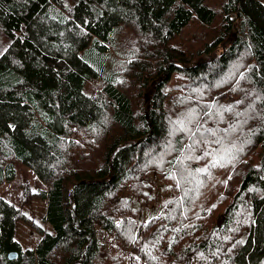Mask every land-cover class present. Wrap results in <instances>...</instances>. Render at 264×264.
<instances>
[{
  "label": "trees",
  "instance_id": "1",
  "mask_svg": "<svg viewBox=\"0 0 264 264\" xmlns=\"http://www.w3.org/2000/svg\"><path fill=\"white\" fill-rule=\"evenodd\" d=\"M17 180L0 264H264V29L241 0H0V186Z\"/></svg>",
  "mask_w": 264,
  "mask_h": 264
},
{
  "label": "rangeland",
  "instance_id": "2",
  "mask_svg": "<svg viewBox=\"0 0 264 264\" xmlns=\"http://www.w3.org/2000/svg\"><path fill=\"white\" fill-rule=\"evenodd\" d=\"M20 168L22 174L21 175L19 174L17 178H19L18 180H21L22 184H26L29 187L31 185L30 188L32 191H35L41 187L42 182L37 178L36 174L31 169L26 168L23 165H20ZM18 180L16 182L5 183L0 186V191L3 194V196L14 203L17 202V199L22 194V188L20 186L21 183L18 182ZM156 184H157V199L153 204H150L151 201H149L145 203L144 207H142L143 211L141 213L140 219L143 221L148 220V218L151 217V215L159 211V209L162 207V203L167 198L166 193L162 190L163 186L159 182H156ZM190 187L194 191H196V187L194 186V184H190ZM44 209H45V202L39 199L33 201V203L31 202L30 205L24 207V210L34 218L36 223H40L42 221V213ZM222 220H223V216L219 218V222H221ZM100 230L101 231L99 232V234L102 242H104V245L105 246L111 245L113 243V239L110 236L108 237V233L105 230L102 229ZM104 236H106V241H104ZM37 237L38 234L36 232L30 230L29 227H27L25 224L23 223L20 224L17 232V238L20 240V242L23 245L25 246L31 245ZM190 264H196V263L191 262Z\"/></svg>",
  "mask_w": 264,
  "mask_h": 264
},
{
  "label": "water",
  "instance_id": "3",
  "mask_svg": "<svg viewBox=\"0 0 264 264\" xmlns=\"http://www.w3.org/2000/svg\"><path fill=\"white\" fill-rule=\"evenodd\" d=\"M241 2H242V5H243V7H244V9H245V11L253 18V20L258 24V25H260L263 29H264V23L257 17V16H255L249 9H248V7L246 6V4H245V2H244V0H241ZM147 94L148 93H146L145 95H146V99H147ZM148 113V112H147ZM18 256V253L16 252V251H10V252H8V257L10 258V259H13V258H16Z\"/></svg>",
  "mask_w": 264,
  "mask_h": 264
},
{
  "label": "bare ground",
  "instance_id": "4",
  "mask_svg": "<svg viewBox=\"0 0 264 264\" xmlns=\"http://www.w3.org/2000/svg\"><path fill=\"white\" fill-rule=\"evenodd\" d=\"M153 1H154V0H153ZM166 13H167V11H166ZM172 13H173V12H172ZM169 16H170V15H169ZM170 17H171V16H170ZM113 24H114V23H113ZM117 24H118V23H117ZM114 25H115V24H114ZM108 26H109V25H108ZM118 26H119V24H118ZM109 27H110V26H109ZM109 27H108V28H109ZM113 27H114V26H113ZM113 27H112V28H113ZM115 27H116V26H115ZM105 28H107V27H105ZM105 28H104V29H105ZM117 29H118V27H117ZM119 29H121L120 26H119ZM119 29H118V30H119ZM113 30H114V29H113ZM108 31H109V30H108ZM120 31H121V30H120ZM113 32H116V31H113ZM113 32H112V33H113ZM118 33H119V32H118ZM118 33L116 34V37H117ZM134 33H135V32H134ZM113 35H114V34H112V36H113ZM129 35H131V34H129ZM120 37H121V36H119V38H120ZM125 37H126V36H125ZM131 37H132V35H131ZM133 37H134V36H133ZM135 37H136V36H135ZM113 39H114V38H113ZM115 39H116V38H115ZM126 39H127V37H126ZM126 39H125V41H126ZM128 39H129V38H128ZM128 39H127V40H128ZM119 40H120V39H119ZM119 40H118V41H119ZM122 40H123V39H122ZM122 40H121V42L119 41V44L122 43ZM130 40H131V38H130ZM133 40H134V39H133ZM135 40H136V39H135ZM135 40H134V41H135ZM134 41H133V43L135 44L136 41H135V42H134ZM123 42H124V41H123ZM128 42H130V41H128ZM128 42H127V43H128ZM130 43H131V42H130ZM70 44H71V43H70ZM106 44H107V43H106ZM120 45H121V44H120ZM122 45H125V44H122ZM134 46H136V45H134ZM119 47H120V46H119ZM121 47H122V46H121ZM121 47H120V48H121ZM124 47H125V46H124ZM128 47H129L128 49H130V46H128ZM135 48H136V47H135ZM137 49H138V48H137ZM137 49H136V50H137ZM125 50H126V49H125ZM123 51H124V50H123ZM131 51H132V48H131ZM123 53H124V52H123ZM129 53H132V52L129 51ZM126 54H127V53H126ZM132 54H133V53H132ZM136 54H137V53H136ZM136 54H135V55H136ZM124 56H126V55L124 54ZM128 56H129V55H128ZM125 61H126V60H125ZM124 63H125V62H124ZM128 63H129V62H128ZM159 88H160V87H159ZM161 91H162V90H161ZM161 91H160V92H161ZM163 91H164V90H163ZM24 92H25V91H24ZM164 96H165V95H164ZM166 97H168V96H166ZM171 98H172V97H171ZM18 99L20 100V98H18ZM164 99H166V98H164ZM171 100H172V99H171ZM168 101H169V98H168ZM165 104H166V102H165ZM169 104H170V103H169ZM164 106H166V105H164ZM168 106H170V105H168ZM168 106H166V107H168ZM166 109H167V108H166ZM83 133H85V131H83ZM83 139H84V138H83ZM85 140H86V139H85ZM212 154H213V153H212ZM212 154H211V155H212ZM213 155H214V154H213ZM214 159H215V157H214ZM215 160H216V159H215ZM225 160H226V159H225ZM102 172H103V171H102ZM93 174H94V173H93ZM146 261H147V259H146ZM149 263H150V262H149Z\"/></svg>",
  "mask_w": 264,
  "mask_h": 264
},
{
  "label": "snow or ice",
  "instance_id": "5",
  "mask_svg": "<svg viewBox=\"0 0 264 264\" xmlns=\"http://www.w3.org/2000/svg\"><path fill=\"white\" fill-rule=\"evenodd\" d=\"M228 110H231V109L229 108ZM184 130H187V129H184ZM208 131H212V130H208ZM193 135H195V133H193ZM204 171H206V169H204Z\"/></svg>",
  "mask_w": 264,
  "mask_h": 264
}]
</instances>
